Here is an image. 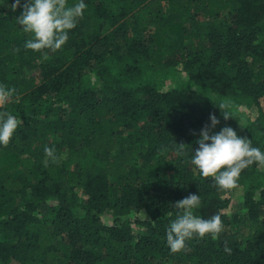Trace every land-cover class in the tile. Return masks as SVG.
I'll return each instance as SVG.
<instances>
[{"label":"trees","instance_id":"obj_1","mask_svg":"<svg viewBox=\"0 0 264 264\" xmlns=\"http://www.w3.org/2000/svg\"><path fill=\"white\" fill-rule=\"evenodd\" d=\"M14 2L0 0V86L16 89L0 111L22 124L0 145V264H264V170L241 171L229 215L233 189L190 162L210 114V134L229 126L264 152V0H83L46 59L24 47ZM190 194L223 230L170 253Z\"/></svg>","mask_w":264,"mask_h":264},{"label":"clouds","instance_id":"obj_2","mask_svg":"<svg viewBox=\"0 0 264 264\" xmlns=\"http://www.w3.org/2000/svg\"><path fill=\"white\" fill-rule=\"evenodd\" d=\"M17 7L23 8L16 17L17 23L31 37L24 47L44 53L45 49L55 52L62 48L69 38L68 31L75 28L78 19L83 17L86 4L83 0L73 6H68L67 0H26L21 5V0H15L11 8L15 11ZM44 58H47L46 53ZM15 92V88L6 90L4 86H0V108L9 102ZM217 107L225 120L232 117L229 112L231 102L222 101ZM209 119L211 124L201 129L197 140L199 146L190 161L202 179L211 177L214 186L228 191L238 187L237 181L242 170L254 163L259 170H264V152L251 146L250 139L238 136L229 126L210 134L211 128L219 120L213 114H210ZM21 124V119L7 111H0V145L6 147ZM175 151L178 156L187 155L184 143L177 144ZM44 154L53 162L57 159L52 147H45ZM47 162L46 160L45 164ZM200 204V197L196 194L175 202L174 206L179 211L166 230V244L170 253L181 252L186 247V241L194 237L203 239L206 235H211L215 240L222 232L224 226L220 214H214L209 219L194 214ZM224 251L228 254L232 252L227 240L224 241Z\"/></svg>","mask_w":264,"mask_h":264},{"label":"rangeland","instance_id":"obj_3","mask_svg":"<svg viewBox=\"0 0 264 264\" xmlns=\"http://www.w3.org/2000/svg\"><path fill=\"white\" fill-rule=\"evenodd\" d=\"M167 83H169L167 81ZM255 107L248 108V115L253 116L255 114ZM80 193V192H79ZM242 189L241 187H237L233 189V191L229 194V205L227 207V213L230 214H236L238 212H241L243 210L242 206Z\"/></svg>","mask_w":264,"mask_h":264}]
</instances>
